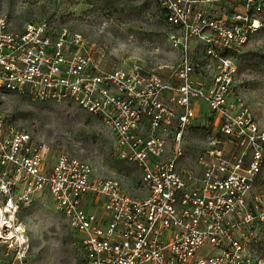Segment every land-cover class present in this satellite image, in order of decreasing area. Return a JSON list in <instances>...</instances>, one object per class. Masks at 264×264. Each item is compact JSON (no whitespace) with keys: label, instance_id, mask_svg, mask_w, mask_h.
<instances>
[{"label":"built area","instance_id":"obj_1","mask_svg":"<svg viewBox=\"0 0 264 264\" xmlns=\"http://www.w3.org/2000/svg\"><path fill=\"white\" fill-rule=\"evenodd\" d=\"M150 1L185 34L189 14L200 20L194 9L240 6L229 11L227 23L214 26L215 40H206L225 51H237L262 27L264 0ZM52 22H29L17 32L0 14V90L67 103L97 117L111 132L119 159L136 166L141 177L126 188L66 153L48 169L47 148L0 111V220L3 230L19 236L4 264H35L28 259L24 226L13 223L40 193L51 196L81 235L80 264H264L246 248L248 230L264 223V131L251 114L233 116L223 96L214 99L218 134L207 136L190 158L183 135L196 117L192 100L205 94L190 80L186 59L176 74L181 113L168 140L159 134L166 131L164 117L173 115L159 101L162 81L114 64L107 71L102 52L92 51L79 33L64 29L54 37ZM145 115L148 128L142 126ZM96 204L97 212L91 208Z\"/></svg>","mask_w":264,"mask_h":264},{"label":"rangeland","instance_id":"obj_2","mask_svg":"<svg viewBox=\"0 0 264 264\" xmlns=\"http://www.w3.org/2000/svg\"><path fill=\"white\" fill-rule=\"evenodd\" d=\"M194 10L200 20L189 14L191 29L185 34L180 28L170 27L150 0H0V14L12 31L22 32L29 22L50 20L54 37L64 29L69 34L79 33L92 51L102 52L107 71L114 64L126 71L136 68L145 80L158 77L165 87L159 101L173 113L164 117L161 127L166 131L159 132L168 140L181 113L176 74L186 59L192 67L190 80L205 94L192 100L196 117L183 135L190 158L202 151L207 136L218 134V123L214 121L220 112L212 110L211 102L221 96L233 105V116L250 113L264 131V6L259 14L262 27L248 34L237 51L211 47L206 40H215L214 26L227 23L229 11H239L240 6ZM211 22H215L212 28H203ZM219 58H228V63ZM0 111L15 127L29 132L47 148L48 169L59 155L66 153L88 162L97 176L118 179L126 188L134 187L140 180L137 167L119 159L111 132L97 117L75 106L39 102L0 90ZM149 123L150 116L145 115L142 126L148 128ZM95 207H91L92 211H99ZM17 223L24 226L23 240L30 262L81 263V235L71 228L47 193L36 195L29 207L20 209L13 224ZM4 228L0 220V264L11 258L10 247L19 239ZM248 234L246 248L264 257V223L250 228Z\"/></svg>","mask_w":264,"mask_h":264},{"label":"bare ground","instance_id":"obj_3","mask_svg":"<svg viewBox=\"0 0 264 264\" xmlns=\"http://www.w3.org/2000/svg\"><path fill=\"white\" fill-rule=\"evenodd\" d=\"M9 237L12 238V234H9Z\"/></svg>","mask_w":264,"mask_h":264}]
</instances>
